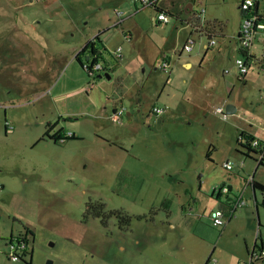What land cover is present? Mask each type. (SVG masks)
<instances>
[{
	"label": "rangeland",
	"instance_id": "rangeland-1",
	"mask_svg": "<svg viewBox=\"0 0 264 264\" xmlns=\"http://www.w3.org/2000/svg\"><path fill=\"white\" fill-rule=\"evenodd\" d=\"M239 2L0 0V264H150L135 246L155 235L184 264L244 263L264 248V194L256 211L244 190L245 179L264 184V165L236 142L240 132L264 141V73H235ZM96 35L106 69L92 76L76 54ZM263 49L257 34V57ZM227 104L236 110L223 118ZM224 186L231 194L217 200ZM243 191L247 206L213 225L211 211ZM110 210L120 212L93 216ZM19 239L30 253L13 260Z\"/></svg>",
	"mask_w": 264,
	"mask_h": 264
},
{
	"label": "built area",
	"instance_id": "built-area-1",
	"mask_svg": "<svg viewBox=\"0 0 264 264\" xmlns=\"http://www.w3.org/2000/svg\"><path fill=\"white\" fill-rule=\"evenodd\" d=\"M135 4H140L142 8L144 7H156V0H133ZM239 8L241 12V20L239 24L238 31L233 35V38L236 40L237 46L235 47L240 52V55L237 56L234 60L235 73L240 76H246L251 70L252 65H256L258 70L264 73V49L261 54V57H257L254 52V41L256 35H260L264 43V0H240ZM199 16L204 15L205 8L202 7L198 12ZM117 15L121 17L123 12L118 11ZM156 21L167 23L169 21L168 15L164 12L157 13ZM195 40L190 37L185 44L184 50L191 51L194 46ZM216 44L214 38H210L208 43L205 45L207 49ZM121 48L116 49V57H120ZM85 66L90 67V72L94 75L95 71H98L103 68L102 64L98 61L96 63L88 62ZM160 67L163 71L170 73L169 67L170 63L164 59L160 64ZM227 72V71H225ZM169 79V78H168ZM152 112L156 115H159L163 112L164 108L153 106ZM216 111L221 114L223 118L227 117V112H223V107L217 106ZM119 114H122V111H119ZM71 134L67 135L70 136ZM260 139H255L251 145L252 147L257 148L260 144ZM263 157V152L258 155V158ZM226 169H231L232 164L230 162L224 163ZM251 184V178L245 179V188ZM217 192L221 195L224 194L229 197L231 194V189L229 187H219ZM244 191L239 195H235L232 199L226 201L221 207L211 211L210 218L213 221L215 226H223L225 223L231 219L236 210L241 207L247 206V200L243 196ZM26 242L19 240L17 247L15 243H11V255L10 257L13 260H16L20 257V254H23ZM264 259V248H253L249 253V258L244 263L238 264H254L258 261ZM216 259L210 258L209 264H216Z\"/></svg>",
	"mask_w": 264,
	"mask_h": 264
},
{
	"label": "trees",
	"instance_id": "trees-1",
	"mask_svg": "<svg viewBox=\"0 0 264 264\" xmlns=\"http://www.w3.org/2000/svg\"><path fill=\"white\" fill-rule=\"evenodd\" d=\"M156 8V7H155ZM157 10V9H156ZM161 12L160 10H158V13ZM96 40L97 41H100L99 40V36L96 35L94 37V39H91V40H88L84 46L79 50V52L76 54V59L77 61L79 62V64L87 71V73L89 75H92L91 72H90V67L89 66H85V63L82 61L81 59V54L83 52H85L88 48H90L91 50V53L93 54L91 60H89L88 62H92V63H96L98 62V58L100 57V54H98L96 51H95V44H96ZM106 68L103 67L101 70H105ZM93 76V75H92ZM47 134V131L45 132ZM54 137V136H53ZM69 138H74V134H71L70 136H68ZM257 139L255 136H252L251 134L249 133H246V132H240L237 139H236V142L238 144V147L240 149H242L243 151V154L245 156H248V157H251L252 155H255L257 157L256 160V163H257V166H260V165H264V141L263 140H259L260 144L257 148L255 147H252L251 143ZM237 148V149H239ZM263 152V157L261 159L258 158V155L261 154ZM251 186H252V189L253 190H259L262 192V194H264V184H262L261 182H258L256 180H254L253 178H251ZM256 195V193H255ZM220 194L217 192V196H216V199L217 200H220ZM255 203H256V211H257V206L259 205L258 201H257V198L255 196ZM264 204V203H262ZM98 206H103L102 203H99ZM88 210V209H87ZM120 211H116V210H110L108 211L106 214L100 216V212L99 213H94L93 216H96V217H100L102 218V222L104 220L105 217H111V216H116L119 214ZM130 217H126V219H129ZM254 248H263L262 246L261 247H258L256 245V247ZM25 252V254L27 253H30V252H27V250L24 249L23 253ZM24 254V255H25ZM211 258V257H210ZM210 258H208L205 262V264L209 263V260Z\"/></svg>",
	"mask_w": 264,
	"mask_h": 264
},
{
	"label": "crops",
	"instance_id": "crops-1",
	"mask_svg": "<svg viewBox=\"0 0 264 264\" xmlns=\"http://www.w3.org/2000/svg\"><path fill=\"white\" fill-rule=\"evenodd\" d=\"M221 196L222 194L220 199ZM134 257L138 261L149 260L150 264H184L183 251H179L173 242L160 239L156 235L155 238L143 240L141 245L135 246Z\"/></svg>",
	"mask_w": 264,
	"mask_h": 264
},
{
	"label": "flooded vegetation",
	"instance_id": "flooded-vegetation-1",
	"mask_svg": "<svg viewBox=\"0 0 264 264\" xmlns=\"http://www.w3.org/2000/svg\"><path fill=\"white\" fill-rule=\"evenodd\" d=\"M49 130H52V129H54L53 127L52 128H48ZM49 130H47V132H49ZM62 136V133H61V131L58 129V130H56V132H54L53 133V136ZM64 137V136H63ZM64 138H69L68 136H66V137H64ZM20 240V239H19ZM18 240V241H19ZM21 240H23V241H25V242H28V240H25V239H21ZM18 241L17 242H14L15 243V246L17 247V244H18ZM29 243V242H28ZM26 244V246H25V250H27V252H30V248H29V244ZM24 254H25V252H24Z\"/></svg>",
	"mask_w": 264,
	"mask_h": 264
},
{
	"label": "water",
	"instance_id": "water-1",
	"mask_svg": "<svg viewBox=\"0 0 264 264\" xmlns=\"http://www.w3.org/2000/svg\"><path fill=\"white\" fill-rule=\"evenodd\" d=\"M188 7H191V4H188ZM93 54L91 53V56H92ZM90 56H87V58H89ZM106 75H108V74H106ZM100 76V75H99ZM236 110V107L233 105V104H227L226 105V112L227 113H229V114H231V113H233L234 111ZM252 191H253V197L255 198V193H256V191L255 190H253L252 189ZM48 263H50L49 261H48Z\"/></svg>",
	"mask_w": 264,
	"mask_h": 264
}]
</instances>
